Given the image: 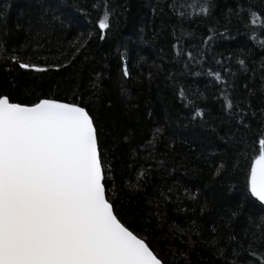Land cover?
<instances>
[{
	"label": "trees",
	"instance_id": "1",
	"mask_svg": "<svg viewBox=\"0 0 264 264\" xmlns=\"http://www.w3.org/2000/svg\"><path fill=\"white\" fill-rule=\"evenodd\" d=\"M0 94L89 111L118 218L168 264L249 258L227 237L264 229L249 187L264 139V0H0Z\"/></svg>",
	"mask_w": 264,
	"mask_h": 264
},
{
	"label": "snow or ice",
	"instance_id": "2",
	"mask_svg": "<svg viewBox=\"0 0 264 264\" xmlns=\"http://www.w3.org/2000/svg\"><path fill=\"white\" fill-rule=\"evenodd\" d=\"M201 11L207 15L209 9ZM108 28L105 15L99 29ZM12 59L22 69L49 70ZM207 74L220 80L219 73L209 69ZM227 108L233 109L231 101ZM195 115L203 117L204 112ZM99 137L94 117L75 102L38 98L29 104L0 94V264H168L118 218L106 189L113 180L108 175L112 167ZM259 145L249 187L264 205V139ZM222 238L217 233L210 243L219 244ZM227 240L239 249L234 247L232 256L247 252L249 258L230 261L225 254L222 264H264V229H245L239 241L230 233Z\"/></svg>",
	"mask_w": 264,
	"mask_h": 264
}]
</instances>
